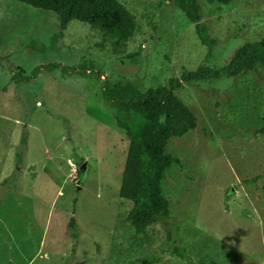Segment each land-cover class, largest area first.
Wrapping results in <instances>:
<instances>
[{
	"label": "rangeland",
	"instance_id": "1",
	"mask_svg": "<svg viewBox=\"0 0 264 264\" xmlns=\"http://www.w3.org/2000/svg\"><path fill=\"white\" fill-rule=\"evenodd\" d=\"M119 1L136 21L123 53L86 22L62 29L52 11L0 0V264H264V67L174 90L197 126L170 139V218L143 232L119 196L128 138L102 99L106 82L145 90L224 66L264 37V0H199L208 57L173 3Z\"/></svg>",
	"mask_w": 264,
	"mask_h": 264
},
{
	"label": "trees",
	"instance_id": "2",
	"mask_svg": "<svg viewBox=\"0 0 264 264\" xmlns=\"http://www.w3.org/2000/svg\"><path fill=\"white\" fill-rule=\"evenodd\" d=\"M16 1L56 13L62 29L71 20L90 24L105 39H110L113 48H119L118 53L124 52L136 30L134 15L119 0ZM164 1L177 6L194 24L199 40L208 47V57L217 40L210 36L209 25L202 21L199 0ZM205 1L226 5L232 0ZM131 55L126 54L125 58L129 59ZM259 65L264 67V37L240 45L222 67L201 63L195 70L183 69L180 77H171L166 85L142 90L131 82L104 84L102 99L113 109L117 126L128 138L119 196L131 202L126 219L136 232H143L162 219L170 218V203L163 183L169 169L182 165V161L168 152L167 145L171 138L181 137L197 126L195 113L175 95L174 90L190 81L231 78L252 71ZM260 176L255 175L252 180ZM73 221L71 218L69 223L72 227ZM169 233L171 238L170 230ZM171 253L188 260L185 247L173 244Z\"/></svg>",
	"mask_w": 264,
	"mask_h": 264
},
{
	"label": "water",
	"instance_id": "3",
	"mask_svg": "<svg viewBox=\"0 0 264 264\" xmlns=\"http://www.w3.org/2000/svg\"><path fill=\"white\" fill-rule=\"evenodd\" d=\"M80 170L83 172V173H85V165L83 164V165H81V168H80Z\"/></svg>",
	"mask_w": 264,
	"mask_h": 264
}]
</instances>
